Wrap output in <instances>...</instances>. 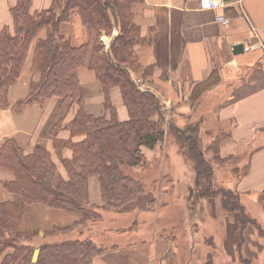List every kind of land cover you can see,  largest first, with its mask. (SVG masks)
<instances>
[{"label": "crops", "instance_id": "1", "mask_svg": "<svg viewBox=\"0 0 264 264\" xmlns=\"http://www.w3.org/2000/svg\"><path fill=\"white\" fill-rule=\"evenodd\" d=\"M53 2L32 0L31 13L48 10ZM15 4L16 0H0V32L5 28L12 31L10 10ZM133 13L142 43L134 47L141 66L131 71L132 77L142 90H145V84L149 85V91L154 92L165 104V141L154 149H141L146 161L153 164L159 160L161 172L153 184V187L156 186L157 197L154 196L153 188L154 201H150L158 205L154 209L148 206L142 209L133 207L124 212L101 211L102 216L98 221L78 225L67 233L55 234L46 230L53 228L54 220L66 219L57 216L56 213L60 211L42 206L46 209V215L52 211L54 217L46 224H41L32 219L33 212L41 205H23L19 231L37 233L33 237V245L37 248L43 243L90 239L105 249L93 264H183L179 260V250L175 252L173 248L170 229L165 222L160 228L158 226L159 216L168 214L163 209L170 204L169 199L183 187V184L175 181L176 177L180 181L182 176L178 175V171L189 173V179H184L189 183H185L188 193L196 187L195 166H191L192 160L187 149H181L180 142L171 132L172 128L183 129V132L197 130L205 159L217 165L212 166L213 183L237 192L248 215L252 204L264 211V0H226L225 6L220 8H203L201 0H135ZM219 15H225L230 22L221 24L217 20ZM60 32L71 39L73 47H80L94 39L84 27L78 10L71 11L70 20L62 23ZM100 39L107 47L111 42L110 37L104 34H101ZM238 45L243 46V51L236 53L234 49ZM31 57L30 54L18 82L10 89L11 103L28 95V84L33 79ZM79 78L84 92L85 112L95 117L107 115L104 93L93 72L85 67L80 70ZM111 99L117 119L120 122L128 121L129 111L119 88L112 89ZM77 110V104L72 103L70 98H53L44 106L28 105L18 114L11 110H0V147L6 140L14 139L26 153H30L36 146L54 153L52 129L59 121L62 122L59 138L71 139L65 126ZM207 128L215 132L211 138L206 134ZM184 134L194 133L188 131ZM217 137L221 139L219 148L216 152L210 151L209 147ZM72 139L80 141L84 136ZM166 148L173 152V158L169 157ZM71 155L72 151L67 147L63 149L62 157L53 154L58 173L64 179H68V174L61 158H70ZM227 163H233L229 169V178L218 174L222 172V164ZM141 168H134V174L141 175ZM191 179L192 182H189ZM14 180L13 172L0 167V203L22 204L17 195L5 188L6 183ZM88 192L91 205H103L98 177L89 179ZM205 203L207 206L198 204L193 212L189 211L192 207L189 202L184 226L192 220L191 224L196 223L198 231L199 223L204 224L201 218L209 216V222L216 218L222 225L225 245L232 240V236H237L238 242L237 225L235 230L230 228L235 222L222 209L220 198H209ZM202 207L206 209L205 212ZM137 212L139 216L134 218L133 226L120 223L107 227L105 219L111 218L110 215L134 217ZM190 212L193 213L192 217ZM111 220L116 221V217ZM147 220L152 230L150 239H120L126 237L129 229H132V234H142ZM55 226L58 227V223ZM113 233L117 236L110 239ZM182 233L188 245L193 240L190 250L192 256L195 231L183 227ZM234 244L231 243L232 246ZM221 252L228 253L226 250ZM38 253L37 249L34 261ZM189 261L187 259L185 264H189Z\"/></svg>", "mask_w": 264, "mask_h": 264}, {"label": "trees", "instance_id": "2", "mask_svg": "<svg viewBox=\"0 0 264 264\" xmlns=\"http://www.w3.org/2000/svg\"><path fill=\"white\" fill-rule=\"evenodd\" d=\"M31 4L32 0H16L10 10L12 31L5 28L0 32V110L18 114L28 105L44 106L53 98H70L78 110L65 126L71 139H58L60 121L51 131L58 157H62L64 147L72 151L70 158H61L68 179L59 175L53 154L41 146L26 153L14 139H8L0 147V167L15 175L5 188L22 202L0 203V264H93L105 249L90 239L43 243L38 248L33 245L37 233L19 231L22 206L44 204L81 215L74 225L54 227L51 234L67 233L98 219L101 211H129L145 192V184L133 174L134 168L145 165L142 147L154 149L165 141V108L154 93L142 90L131 74L141 66L134 51L142 43L139 26L134 22L135 0H54L50 9L36 13H31ZM73 10L79 11L84 27L94 37L80 47H73L71 39L60 32ZM103 33L112 37L108 47L100 39ZM30 54L33 79L28 84V95L11 103L10 89L18 82ZM85 67L101 84L107 115L95 117L84 110L79 72ZM114 88L120 89L129 111L128 121L117 119L111 99ZM173 131L181 149H187L195 164L200 197H219L229 216L239 214L240 264H252L241 253L242 247L247 244L249 226L260 225L246 213L237 192L213 188V168L200 148L197 130L184 131L193 135ZM81 135L84 139L73 141ZM220 141L217 137L209 150L216 152ZM91 177L99 178L102 206L90 204ZM204 264H214L211 254Z\"/></svg>", "mask_w": 264, "mask_h": 264}, {"label": "rangeland", "instance_id": "3", "mask_svg": "<svg viewBox=\"0 0 264 264\" xmlns=\"http://www.w3.org/2000/svg\"><path fill=\"white\" fill-rule=\"evenodd\" d=\"M221 3L224 4L225 6V2L226 0H220ZM214 6H216V4H213ZM117 33V31H113V33ZM112 33V35H113ZM104 34V33H103ZM106 35V34H104ZM107 36V35H106ZM110 37V39L112 38L111 35L107 36ZM110 44V43H109ZM139 87L141 88V86L139 85ZM149 85L145 84L144 89L148 90ZM152 92V91H150ZM154 93V92H152ZM160 100V98H158ZM161 103L164 105L165 108V104L162 102V100H160ZM165 110V109H164ZM169 112V111H168ZM174 118V116H173ZM175 130V129H173ZM171 131L174 135V133L176 131ZM177 133L179 134H183V129L178 128L177 129ZM206 134H208L211 138V136L214 135V130L213 129H209L207 128L206 130ZM59 132L57 131V137L59 138ZM51 135L53 137V146H54V136H53V132H51ZM68 141V140H65ZM65 148V147H64ZM63 148V149H64ZM46 149V148H45ZM62 149V151H63ZM167 149V148H166ZM52 153V152H51ZM167 153L169 155V157L173 158V152H171L169 149H167ZM57 155V153L55 152L54 149V153ZM173 163H177L175 161H173ZM181 163V161H180ZM191 166H195L193 161H190ZM212 166H217L214 163H212ZM235 166V165H234ZM143 168H141V170L143 172H141V175H135L136 178L140 179L141 181H143V184H145V192L143 193V195H139V198L137 201H135L134 204H132L129 209H132L133 207L136 208H140L141 207H150L151 208H155L156 204L153 205L150 201L153 199L152 197V189L155 198L157 197V193L155 191L156 186L153 187L154 181H156L157 179V174H159V172H161L160 170V165H159V160H157V162L151 164L149 161L145 162L144 166H141ZM233 167V163H227V164H222V172H219V175H225V177L229 178L230 174H229V169H231ZM193 173V172H192ZM182 174V176H180ZM189 173L188 172H182V171H178V175L180 176V181H178L177 177L175 179V181H177L178 184H183L182 189L179 192H174L173 196H171V198L169 199V205L167 206V208L163 209V212L168 213L167 216H159V228L162 226L163 222H165V225L168 226V228L170 229L169 231V237L171 236V240L173 241L174 245L173 248L175 250V252H177L179 250V260L181 259V262L183 264L186 263L187 259H190L189 264H204L206 259L209 257V255L211 254L213 257V262L214 264H240V254L238 253L237 249H238V242H237V236L235 238V236H232V240L231 243H236L233 246L231 245L230 241L227 242V244L225 245L224 241H223V231H222V225L220 224V221L216 218H214V221L209 222L208 220L210 219L209 216H206L208 218H201L203 219L202 221H204L202 223H199L200 228L198 231L196 228V223L195 224H191V221H189L188 223L185 224V220L187 219V213H188V205L189 202L192 205L191 209L189 211H193L196 209V206L198 204H200V206H207V204L205 203V201L207 199H204V197H200V191H201V185L199 187H195L193 190L190 191V193H188V189L185 187V183L189 184L186 180L184 179H189ZM194 174V173H193ZM196 174V172H195ZM196 176V175H195ZM156 177V178H155ZM197 179V176H196ZM192 182V179L189 180V182ZM165 184V183H164ZM195 185H196V181H195ZM179 188V187H177ZM213 188L215 190L221 188L217 185H215L213 183ZM209 199V198H208ZM164 200V199H163ZM154 201V200H152ZM217 202V201H215ZM245 202V201H243ZM203 204V205H202ZM252 204V203H251ZM37 205H41L44 206L50 210H55V211H63L59 208H55V207H50L44 204H37ZM158 205V204H157ZM202 207V209H203ZM206 209H203V212H205ZM68 213H71L72 216L66 219H61V221L59 220H54V227H56V223H58V227L59 228H66V227H70L72 225H74L77 221L80 220L81 215L76 213V212H70L68 211ZM249 215L251 217H254V219L256 218L257 221L259 222L260 226L255 225V226H249L248 228V232H247V237H246V245H244L242 247V254L244 257L251 259L252 264H264V211L257 205L252 204L251 206H249ZM101 214V212H100ZM209 214V213H208ZM102 216V215H101ZM100 216V218H101ZM139 216V212L136 213V216L131 217V216H114V215H110L111 218L116 217V221L115 220H111V218H106L105 222L108 224L107 227H111L114 224H120V223H124L125 225H129L133 226L134 224V218ZM190 216H193V213L190 212ZM232 216V217H231ZM230 216V219L234 220L235 224L233 226H231L230 228L235 230L236 229V221L239 218V214H233ZM99 219V218H98ZM98 219H95L96 221H98ZM95 220H91L90 222H93ZM197 220V219H196ZM56 222V223H55ZM90 222H87L83 225H88ZM146 225L142 228L145 229L144 232L142 234L139 235H135L132 234V229H129L126 231V237H121L120 239H126V240H135V241H146L147 237H149L150 239V235H152V230L149 226V221H146ZM105 223V226L107 225ZM198 223V222H197ZM189 224V226H188ZM183 227H185V229H189L191 231H195L194 234V250L191 256V247H192V241H189V245L186 241V236L183 235L182 231H183ZM198 227V226H197ZM53 228L49 227L46 231H50ZM224 228H226V226L224 225ZM118 232V231H117ZM148 235H145V234ZM116 237L117 235L115 233H113L109 238L112 239V237ZM199 238L201 240H199ZM239 240V239H238ZM110 243V242H108ZM227 246V247H226ZM232 246V247H231ZM232 248V249H231ZM228 249V250H227ZM223 250L228 251L227 252H221ZM232 253V254H229ZM229 254V256H228Z\"/></svg>", "mask_w": 264, "mask_h": 264}, {"label": "bare ground", "instance_id": "4", "mask_svg": "<svg viewBox=\"0 0 264 264\" xmlns=\"http://www.w3.org/2000/svg\"><path fill=\"white\" fill-rule=\"evenodd\" d=\"M45 211H46V209L44 207H42V206L37 207L36 210L32 214V219L34 221H38L41 224L42 223L46 224L52 217H54V212L49 211L48 215H46ZM56 214H57V216L59 215V217H61V218H69L72 216L71 213H68L65 211H60Z\"/></svg>", "mask_w": 264, "mask_h": 264}, {"label": "built area", "instance_id": "5", "mask_svg": "<svg viewBox=\"0 0 264 264\" xmlns=\"http://www.w3.org/2000/svg\"><path fill=\"white\" fill-rule=\"evenodd\" d=\"M214 3L216 4V6L213 5ZM201 5L203 8H220L224 6V4L220 2V0H201ZM217 20L224 25L230 22V19L225 15H219Z\"/></svg>", "mask_w": 264, "mask_h": 264}, {"label": "water", "instance_id": "6", "mask_svg": "<svg viewBox=\"0 0 264 264\" xmlns=\"http://www.w3.org/2000/svg\"><path fill=\"white\" fill-rule=\"evenodd\" d=\"M234 50L236 53H239V52L243 51V46L242 45L235 46Z\"/></svg>", "mask_w": 264, "mask_h": 264}]
</instances>
